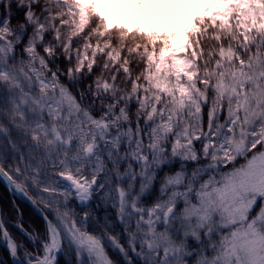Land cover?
<instances>
[{"label": "snow or ice", "instance_id": "snow-or-ice-1", "mask_svg": "<svg viewBox=\"0 0 264 264\" xmlns=\"http://www.w3.org/2000/svg\"><path fill=\"white\" fill-rule=\"evenodd\" d=\"M0 184V264H264V0H0Z\"/></svg>", "mask_w": 264, "mask_h": 264}, {"label": "trees", "instance_id": "trees-1", "mask_svg": "<svg viewBox=\"0 0 264 264\" xmlns=\"http://www.w3.org/2000/svg\"><path fill=\"white\" fill-rule=\"evenodd\" d=\"M10 199V194L7 192L3 184H0V204H5L7 205ZM20 201H18L19 203ZM22 207L25 208V218L28 219L31 217L32 221L34 223L39 224L40 223V218L38 214H35L33 210L28 206L26 203L22 205Z\"/></svg>", "mask_w": 264, "mask_h": 264}]
</instances>
